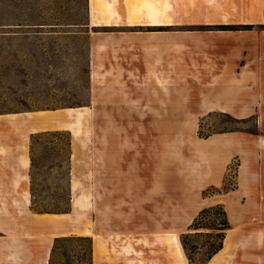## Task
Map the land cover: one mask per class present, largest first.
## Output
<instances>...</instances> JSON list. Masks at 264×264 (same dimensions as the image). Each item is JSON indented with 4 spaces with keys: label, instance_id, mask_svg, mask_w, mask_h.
Returning a JSON list of instances; mask_svg holds the SVG:
<instances>
[{
    "label": "rangeland",
    "instance_id": "1",
    "mask_svg": "<svg viewBox=\"0 0 264 264\" xmlns=\"http://www.w3.org/2000/svg\"><path fill=\"white\" fill-rule=\"evenodd\" d=\"M213 205L264 264V0H0V264H188Z\"/></svg>",
    "mask_w": 264,
    "mask_h": 264
},
{
    "label": "trees",
    "instance_id": "2",
    "mask_svg": "<svg viewBox=\"0 0 264 264\" xmlns=\"http://www.w3.org/2000/svg\"><path fill=\"white\" fill-rule=\"evenodd\" d=\"M49 134L50 132H42L40 134ZM53 134H60V131H54ZM39 134V133H36ZM69 148V141L66 143ZM33 167V162H31ZM57 210L67 209L66 202ZM35 202H31V208H34ZM64 206V207H63ZM38 212H46V209H36ZM194 233H183L180 236V245L188 260V264H207V262L223 247L225 231L229 229V222L226 212L220 205H213L201 209L190 225ZM202 239L201 243H197L195 239ZM57 241V239H55ZM55 246L52 248V251ZM195 255H199L195 258ZM91 261V260H90ZM91 264V262H90Z\"/></svg>",
    "mask_w": 264,
    "mask_h": 264
},
{
    "label": "bare ground",
    "instance_id": "3",
    "mask_svg": "<svg viewBox=\"0 0 264 264\" xmlns=\"http://www.w3.org/2000/svg\"><path fill=\"white\" fill-rule=\"evenodd\" d=\"M68 111L70 113H73V114H80V110H78V109L69 108ZM42 113H45V112H42ZM31 124H32V125H30L31 130H35L37 128L45 130V129H49L52 127L60 128V127L66 126V125L68 127H72L74 122H70V123L65 124L64 121L61 119V116L58 114H52V115L51 114H43V115L36 117L35 121H33ZM44 216H46V215H44ZM47 217H48V215H47ZM224 242H225V240H224ZM223 248L220 251H218L213 257L218 255L223 250Z\"/></svg>",
    "mask_w": 264,
    "mask_h": 264
}]
</instances>
